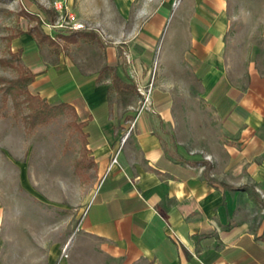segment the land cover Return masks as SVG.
Here are the masks:
<instances>
[{
    "label": "crops",
    "instance_id": "crops-1",
    "mask_svg": "<svg viewBox=\"0 0 264 264\" xmlns=\"http://www.w3.org/2000/svg\"><path fill=\"white\" fill-rule=\"evenodd\" d=\"M88 2L75 13L104 45L14 40L37 94L78 113L101 179L56 264H264V0H179L168 26L160 2Z\"/></svg>",
    "mask_w": 264,
    "mask_h": 264
},
{
    "label": "rangeland",
    "instance_id": "rangeland-1",
    "mask_svg": "<svg viewBox=\"0 0 264 264\" xmlns=\"http://www.w3.org/2000/svg\"><path fill=\"white\" fill-rule=\"evenodd\" d=\"M32 1L31 9L26 0H0V264H56L58 257L67 255L64 247L76 248L80 218L101 180L85 147L78 113L56 97L37 94L30 84L35 73L23 62L22 45L14 43L27 33L40 49L68 51L69 40L77 34L42 22L60 21L64 8L57 11L53 0ZM70 1L67 9L75 13L77 0ZM93 1L85 8L122 9L127 4L126 0ZM152 1L167 7V26L179 22V0H129V4L133 11L146 10ZM79 19L92 40L104 45V31ZM164 37L162 30L158 52L167 47ZM14 79L19 86L8 90V80ZM28 93L43 102L32 100ZM181 114L184 118V111ZM179 128V137L185 138L184 127ZM58 249L60 254L55 252Z\"/></svg>",
    "mask_w": 264,
    "mask_h": 264
},
{
    "label": "built area",
    "instance_id": "built-area-1",
    "mask_svg": "<svg viewBox=\"0 0 264 264\" xmlns=\"http://www.w3.org/2000/svg\"><path fill=\"white\" fill-rule=\"evenodd\" d=\"M52 6L57 10L61 11L64 8L65 16H60V21L49 22L42 19V22L47 27H60L68 30H86V24L81 21L78 16L67 9L66 0H53ZM152 82L149 81L146 85L137 84V91L141 97L142 106L148 107L150 103Z\"/></svg>",
    "mask_w": 264,
    "mask_h": 264
},
{
    "label": "trees",
    "instance_id": "trees-1",
    "mask_svg": "<svg viewBox=\"0 0 264 264\" xmlns=\"http://www.w3.org/2000/svg\"><path fill=\"white\" fill-rule=\"evenodd\" d=\"M45 13H49L48 12V10H46V11H44ZM49 15V14H48ZM48 18L49 19H51V17H49L48 16ZM82 32H86L87 34H89V31H86V30H75V31H73V33L75 34V33H82ZM90 33H91V31H90ZM92 34V33H91ZM33 74V73H32ZM8 83V84H7ZM6 84H7V89L9 90H12V88H13V90H15V89H17L16 87H18L19 85L18 84H16V79H14V80H8V82H7ZM14 93V92H13ZM14 96H15V93H14ZM13 96V97H14ZM27 96L29 97V98H31L32 100H35V101H42L43 102V100L41 99V97H39L38 95H32V94H27ZM61 104H63V105H65V104H67V103H65V102H60ZM31 118H32V120H34L35 119V114L34 115H31L30 116ZM79 124H81V125H83V123L82 122H80Z\"/></svg>",
    "mask_w": 264,
    "mask_h": 264
}]
</instances>
